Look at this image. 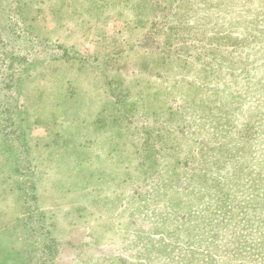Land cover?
Returning a JSON list of instances; mask_svg holds the SVG:
<instances>
[{"label": "rangeland", "instance_id": "obj_1", "mask_svg": "<svg viewBox=\"0 0 264 264\" xmlns=\"http://www.w3.org/2000/svg\"><path fill=\"white\" fill-rule=\"evenodd\" d=\"M159 1L13 0L30 37L13 76L0 67V264H43L47 243L52 264L250 258L188 244L168 218L198 215L199 182L219 187L217 140L264 149V5L182 1L174 19Z\"/></svg>", "mask_w": 264, "mask_h": 264}, {"label": "trees", "instance_id": "obj_2", "mask_svg": "<svg viewBox=\"0 0 264 264\" xmlns=\"http://www.w3.org/2000/svg\"><path fill=\"white\" fill-rule=\"evenodd\" d=\"M182 1L189 0H166L162 11L165 12L166 16L175 19V17L180 16ZM260 4L264 5L261 0ZM14 9L13 0H0V43L4 52V59L0 63V67L3 66L6 77L13 76L12 64L19 56L17 48L20 46V42L24 39L29 40L30 37L27 33L23 34L18 25L9 26L6 16H13ZM15 11H23L22 5H18ZM259 18L260 22L262 20L264 23V10L263 16H259ZM15 22L17 21L15 20ZM247 24L250 23L247 22ZM258 27L260 28V35L264 36V26ZM4 49H7L8 52ZM8 61L11 62L9 66H7ZM1 84L2 78L0 77ZM4 110L6 111L5 108ZM259 135L261 136L259 140L264 138V131H260ZM258 145L260 151L254 156L252 154L253 149L242 146L236 147V144L227 146V143L220 141V139L213 144V148L209 152L215 156L211 163L214 165L215 175L218 174L221 178L219 187L216 185H212L210 188L205 187L203 181L200 180V187L198 188L201 190L200 203L199 208L195 211L198 215L188 208L179 214L181 216L174 215V217L168 218L170 220L168 224L173 226L175 234L181 239H185L188 244H196L197 247L202 245L201 242L214 244L219 248L220 254H226L231 262L237 256L239 258L240 255H247L250 258L243 260V264H264V149L261 150V141ZM30 163H28L29 165L19 163L16 168L22 179L24 192L33 187L30 177L32 170H29L31 168ZM171 184L173 185V183ZM187 190L189 188L186 187L184 191ZM34 214L33 210L29 211L26 222H29L32 231H37L34 223L31 224V222L38 223L40 218ZM169 214L162 216L166 217ZM239 223H244L243 229L245 231L241 232ZM187 230L192 233V236L189 234L190 236H186V239ZM183 232L185 235L181 234ZM191 238H196L198 244L189 240ZM53 245V243H47L45 246L43 264L54 262ZM209 255H214L211 261H217L215 253L212 254L211 252ZM192 256L204 258L206 255L199 254L195 250V254ZM192 256L190 259H193ZM254 257L255 260H252ZM213 262L207 260L202 264H213Z\"/></svg>", "mask_w": 264, "mask_h": 264}]
</instances>
